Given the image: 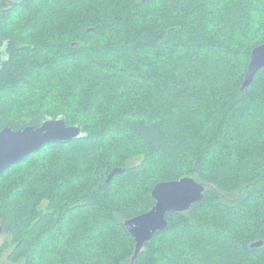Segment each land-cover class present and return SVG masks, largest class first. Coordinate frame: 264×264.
Returning a JSON list of instances; mask_svg holds the SVG:
<instances>
[{
	"label": "trees",
	"instance_id": "16d2710c",
	"mask_svg": "<svg viewBox=\"0 0 264 264\" xmlns=\"http://www.w3.org/2000/svg\"><path fill=\"white\" fill-rule=\"evenodd\" d=\"M226 2L247 4L238 25L225 0H0V132L61 117L84 129L0 176V264H264V68L240 89L264 44V0ZM145 30L164 34L148 46ZM187 177L204 199L169 213L133 263L125 222L155 206V185Z\"/></svg>",
	"mask_w": 264,
	"mask_h": 264
},
{
	"label": "water",
	"instance_id": "95a60500",
	"mask_svg": "<svg viewBox=\"0 0 264 264\" xmlns=\"http://www.w3.org/2000/svg\"><path fill=\"white\" fill-rule=\"evenodd\" d=\"M1 50V49H0ZM264 53V44L256 47L250 57L247 73L243 79L240 89L245 90L252 85L256 75L264 68L259 63V56ZM3 59L0 56V64ZM254 73V75H253ZM251 80V83H249ZM57 124L63 125L65 129H68V134L59 137H47L46 128L56 126ZM38 133H44L39 144H32L27 142V136L37 135ZM84 136V129L80 125H68L66 119L61 118H47L40 126H29L23 130L15 131L12 128H5L0 132V176H2L12 166L23 162L31 154L40 151L45 145L48 144H67ZM123 173L121 169H115L108 176L107 183L109 184L117 174ZM178 183H194L199 189L195 199L188 200H166L164 203L159 198V192L162 185L165 184H178ZM206 187L194 178L187 177L177 181L161 182L155 185L152 196L156 202L155 206L148 212L132 218L125 222V226L128 232L135 240V253L133 256V263L136 258L144 249L148 242H151L154 237L168 229L169 221L167 215L169 213H182L187 212L191 207L204 199ZM2 228L0 227V233ZM263 246V242L254 244L253 248Z\"/></svg>",
	"mask_w": 264,
	"mask_h": 264
},
{
	"label": "snow or ice",
	"instance_id": "6c2138e0",
	"mask_svg": "<svg viewBox=\"0 0 264 264\" xmlns=\"http://www.w3.org/2000/svg\"><path fill=\"white\" fill-rule=\"evenodd\" d=\"M189 9L193 7L192 4H189ZM220 8H229V15L232 18V23L238 25L239 20L243 16V14L247 11V4L246 3H240L228 6L227 2L225 0L224 4L219 5ZM196 11L200 13L201 17L203 16L202 9L199 5H196ZM132 15V8L129 6V14L127 16L123 17L124 22L130 23V17ZM189 15H191V12H189ZM179 17V13H174L172 15V19L175 20ZM165 22L167 23V17H165ZM183 28H173V34L177 31H182ZM163 31H160L159 33H151L148 30H145L143 34V39L145 43L148 46H152L153 44L157 43L160 39V37L163 36ZM196 38L199 40L205 35L211 37V30L206 29L204 31H200L197 33H194ZM259 63L264 66V53H262L259 56ZM30 68V64H25V70ZM254 75V73H253ZM251 83V80L250 82ZM194 86H199V81H196ZM245 88H247V85H245ZM170 93H176L179 92L182 97H184L186 100L191 102V88L190 87H184L181 88L179 84L174 83V85L169 89ZM252 92H246L242 94L241 99L244 98L245 95H252ZM262 100H264V96L261 97ZM68 129H65L63 125L57 124L56 126L48 127L46 128L47 137H59L64 136L68 134ZM138 133L144 137L150 144L153 145L154 148H158L159 146L166 143L164 134L157 130V129H149L145 128L143 126L137 127ZM44 137V133H38L37 135L27 136V142L32 144H39ZM42 172H46V168L41 169ZM199 189L196 187L194 183L188 184V183H178V184H165L162 185L160 192H159V198L161 199V202L164 203L166 200L173 199V200H188V199H195L196 195L198 194Z\"/></svg>",
	"mask_w": 264,
	"mask_h": 264
},
{
	"label": "rangeland",
	"instance_id": "374dc122",
	"mask_svg": "<svg viewBox=\"0 0 264 264\" xmlns=\"http://www.w3.org/2000/svg\"><path fill=\"white\" fill-rule=\"evenodd\" d=\"M16 1H18V0H4V6H8V5H11V4H13L14 2H16ZM117 119H119V115H118V113H117ZM62 161V160H61ZM100 163V162H99ZM136 163H138V161H133L132 162V164H136ZM214 169V168H213ZM216 170H218L219 171V169H218V166L217 167H215V171ZM94 217H96V215H94ZM68 220H71V219H74V216L73 215H70L68 218H67ZM72 224V223H71ZM71 226L72 225H68V223H65V226H64V229L66 230V231H69L70 229H71ZM231 226H233L234 228H239L240 229V231L241 230H246L244 227H241V226H236V225H232L231 223H228V222H224V227L225 228H228V227H231ZM8 236L6 235V234H0V246H2L3 244H4V242L6 241V239H8L7 238Z\"/></svg>",
	"mask_w": 264,
	"mask_h": 264
},
{
	"label": "flooded vegetation",
	"instance_id": "af4514ba",
	"mask_svg": "<svg viewBox=\"0 0 264 264\" xmlns=\"http://www.w3.org/2000/svg\"><path fill=\"white\" fill-rule=\"evenodd\" d=\"M6 54H7V51H6V50H5V51L2 50V49L0 50V55H1L2 58H5V57H6ZM0 234H3V233L1 232ZM0 247H1V246H0ZM6 258H7V257H5L4 259H6Z\"/></svg>",
	"mask_w": 264,
	"mask_h": 264
}]
</instances>
